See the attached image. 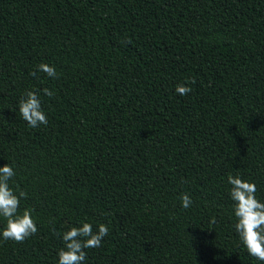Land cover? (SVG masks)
<instances>
[{"label":"trees","instance_id":"trees-1","mask_svg":"<svg viewBox=\"0 0 264 264\" xmlns=\"http://www.w3.org/2000/svg\"><path fill=\"white\" fill-rule=\"evenodd\" d=\"M0 264H264V0H0Z\"/></svg>","mask_w":264,"mask_h":264}]
</instances>
